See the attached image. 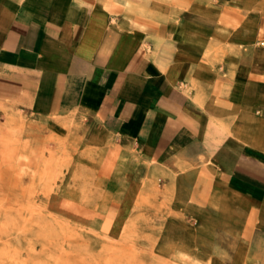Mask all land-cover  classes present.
<instances>
[{"label":"crops","instance_id":"1","mask_svg":"<svg viewBox=\"0 0 264 264\" xmlns=\"http://www.w3.org/2000/svg\"><path fill=\"white\" fill-rule=\"evenodd\" d=\"M9 111L154 187L165 260L264 264V0H0Z\"/></svg>","mask_w":264,"mask_h":264},{"label":"rangeland","instance_id":"2","mask_svg":"<svg viewBox=\"0 0 264 264\" xmlns=\"http://www.w3.org/2000/svg\"><path fill=\"white\" fill-rule=\"evenodd\" d=\"M62 126L0 117V264H176L160 254L154 187L112 189L85 134Z\"/></svg>","mask_w":264,"mask_h":264}]
</instances>
